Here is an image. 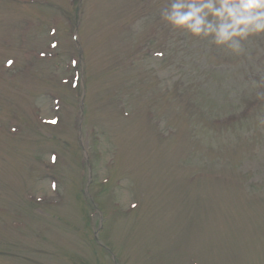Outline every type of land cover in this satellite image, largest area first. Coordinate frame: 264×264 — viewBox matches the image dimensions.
<instances>
[{"label":"rangeland","instance_id":"obj_1","mask_svg":"<svg viewBox=\"0 0 264 264\" xmlns=\"http://www.w3.org/2000/svg\"><path fill=\"white\" fill-rule=\"evenodd\" d=\"M168 3L0 0V264H264V35L236 54Z\"/></svg>","mask_w":264,"mask_h":264},{"label":"clouds","instance_id":"obj_2","mask_svg":"<svg viewBox=\"0 0 264 264\" xmlns=\"http://www.w3.org/2000/svg\"><path fill=\"white\" fill-rule=\"evenodd\" d=\"M161 18L193 36H212L216 45L227 44L239 54L241 41L264 35V0H169ZM252 88H264V79L253 81ZM256 97L264 100V91H257ZM257 122L264 125V115Z\"/></svg>","mask_w":264,"mask_h":264},{"label":"trees","instance_id":"obj_3","mask_svg":"<svg viewBox=\"0 0 264 264\" xmlns=\"http://www.w3.org/2000/svg\"><path fill=\"white\" fill-rule=\"evenodd\" d=\"M155 40H157V39L155 38ZM155 40L152 42L153 47H157ZM81 52H83V49H81L80 51H78V53H77L78 60L76 61L77 66H78V68L80 70L79 77H77V79H79L78 89H79L80 93H81V69H82V66H83L84 58H85V56H84L85 54L83 55ZM78 89H75V90L77 91ZM118 96L120 97L119 94H118ZM86 121L88 122L87 119H86ZM78 124L80 125V121H79ZM93 127L94 128H92L90 130V138H91V141H94V145L92 147H94V148L97 149V152H95V153H98L100 155V157H101V160H102V156H104V153L102 152V149H104L105 146L108 145L109 149H115V148H114L113 143L111 141V137L104 130H102L98 126H93ZM110 133H112V134L117 133V135L119 137L120 136H123V137L125 136L124 134H119V132L117 130H115V129H110ZM78 143H79V149L82 150V152H83L84 149L81 146V142L78 141ZM95 153H93L92 155H94ZM115 155L116 154L113 153L112 160L110 158V160H108L106 162V166L107 167L110 166L111 164H113V165L115 164V162H114ZM90 157H91V154H90ZM81 160H83V168H84V171L86 173L89 172V167H88L89 165L87 166L86 164H84V159H81ZM102 163L103 162L100 161L98 163V165L100 167H102ZM91 166H92L91 169H93V171L96 173V169H97L96 166L95 165H91ZM107 173H109L108 169H107ZM91 175L93 176V172H92V174H90V176ZM107 179H109V178H107ZM98 184H99L98 181H94V183L92 185H90V193H91L90 196H92V198H91V202H90V198L87 200V202H88L89 206L91 207V209L93 210L94 213H96V210L94 209L93 205L94 206L95 205H98V207H95L97 209L98 213H100V215H102V214L103 215H106V211H105V208H104V204L102 203V200H101V196L102 197H105V195L102 193V191L99 194H96V192H95V188H96V186ZM107 184H108V182H107ZM80 189H81L80 192H82L81 195L85 196L86 195V191L84 189H82V188H80ZM99 241H100V238L99 239H96V242L95 241L94 242H95V244L96 243L99 244ZM225 243H227L226 240H225ZM97 244H96V247H97ZM85 262H86V264H89L87 261H85Z\"/></svg>","mask_w":264,"mask_h":264}]
</instances>
